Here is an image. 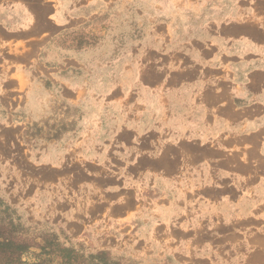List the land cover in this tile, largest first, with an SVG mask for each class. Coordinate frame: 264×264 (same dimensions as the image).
<instances>
[{
    "label": "rangeland",
    "instance_id": "1",
    "mask_svg": "<svg viewBox=\"0 0 264 264\" xmlns=\"http://www.w3.org/2000/svg\"><path fill=\"white\" fill-rule=\"evenodd\" d=\"M117 2L61 29L63 53H41L49 103L0 108V218L14 224L2 232L34 264H264V214L175 203L191 154L166 146L141 98L179 32L173 0Z\"/></svg>",
    "mask_w": 264,
    "mask_h": 264
},
{
    "label": "crops",
    "instance_id": "2",
    "mask_svg": "<svg viewBox=\"0 0 264 264\" xmlns=\"http://www.w3.org/2000/svg\"><path fill=\"white\" fill-rule=\"evenodd\" d=\"M104 5L0 0V108L36 112L49 103L48 78L40 79L48 72L36 67L41 53H63L58 32ZM173 8L179 32L160 75L146 82L144 74L145 84L159 85L141 98L146 108L155 101L167 141H176L166 146L191 154L172 184L175 203L188 214H264V0H173Z\"/></svg>",
    "mask_w": 264,
    "mask_h": 264
},
{
    "label": "trees",
    "instance_id": "3",
    "mask_svg": "<svg viewBox=\"0 0 264 264\" xmlns=\"http://www.w3.org/2000/svg\"><path fill=\"white\" fill-rule=\"evenodd\" d=\"M11 219L4 220L0 218V264H34L21 261V254L26 252L28 245L9 237L2 232L4 226H13Z\"/></svg>",
    "mask_w": 264,
    "mask_h": 264
}]
</instances>
